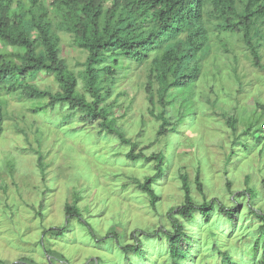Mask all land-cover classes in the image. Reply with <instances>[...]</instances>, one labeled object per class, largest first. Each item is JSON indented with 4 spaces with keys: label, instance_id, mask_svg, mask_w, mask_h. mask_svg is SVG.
Wrapping results in <instances>:
<instances>
[{
    "label": "rangeland",
    "instance_id": "rangeland-1",
    "mask_svg": "<svg viewBox=\"0 0 264 264\" xmlns=\"http://www.w3.org/2000/svg\"><path fill=\"white\" fill-rule=\"evenodd\" d=\"M46 4L52 6L49 1ZM214 33L199 83L176 90L169 98L166 115L180 123L175 134L158 133L161 108L148 101L146 64L136 65L119 56L111 73L103 75L107 79L102 91V105L108 111L105 118L114 119V127L137 144V152L166 155L165 176L154 185L159 196L156 209L138 186L154 174L153 163L128 160L131 146L105 129L100 132L101 119L66 114L68 110L58 105L55 110L45 109L44 99L2 97V261L99 264V258L100 264H170L165 238L143 239L140 253L126 254L122 249L134 244V233L151 236L162 227L170 228L167 214L184 203L179 175L186 173L196 204L221 202L237 212L228 218L215 205L209 221L198 212L196 221L187 224L191 225V249L182 264H224L221 252L230 256L227 264H258L260 256L252 242L260 222L257 214L264 213V71L252 68L240 35ZM261 44L264 54V39ZM60 48L77 78V89L90 100L83 76L86 51L75 43L73 34L60 41ZM17 52L15 46L0 41V62L14 59ZM234 54L236 73L232 71ZM36 84L40 90L60 89L54 76L43 72ZM226 118L236 120L235 132ZM253 122L263 136L259 142L249 126ZM249 131L252 137H239ZM238 137L248 142L247 148L238 143ZM198 173L204 193L196 187ZM247 188L254 189L251 201L244 193ZM66 203L76 204L93 234L77 217H66ZM65 225L62 236L52 233Z\"/></svg>",
    "mask_w": 264,
    "mask_h": 264
},
{
    "label": "trees",
    "instance_id": "trees-1",
    "mask_svg": "<svg viewBox=\"0 0 264 264\" xmlns=\"http://www.w3.org/2000/svg\"><path fill=\"white\" fill-rule=\"evenodd\" d=\"M46 1L52 6H48ZM107 1H110L109 7L105 6ZM214 32L234 37L240 35L252 68L264 71V54L261 52L264 0H0V41L18 49L14 59L0 62V136L3 132L1 99L4 95H17L25 100L44 99L45 109L55 110L58 105L68 110L66 114H84L91 121L101 119L100 132L105 129L131 146L126 154L128 160L153 163L154 174L138 186L148 194L151 207L156 209L159 196L154 185L165 176L166 155L163 151L149 155L137 152V144L114 127V119L105 118L108 111L102 105L105 95L102 91L103 82L107 79L103 75L106 71L111 73L110 69L119 56L136 65L146 64L148 101L155 107L159 103L161 108L157 115L161 120L158 133L175 134L180 123L172 122L166 115L169 98L176 90L199 83L211 55ZM68 34H73L75 43L87 53L83 76L90 100L77 89V78L60 54V41ZM231 60L232 71L236 73L237 55L234 54ZM42 72L54 76L60 89H38L36 81ZM235 76L239 82V76ZM226 119L235 132L236 120ZM256 123L249 124L255 133L260 131ZM244 135L252 137L254 133L245 132L239 137ZM259 136L256 138L258 142L263 138ZM239 137L238 143L247 148L248 142ZM41 169L44 171V166ZM179 178L184 203L168 212L170 228L162 227L151 236L134 233V244L122 249L126 254L142 252V240L155 236L166 239L170 264H182L187 259L191 249V225L187 224L196 221L198 212L209 221L217 204L207 200L196 204L188 175L180 173ZM195 183L197 189L204 193L199 173ZM253 191V188L244 191L250 201L255 197L250 195ZM217 207L228 218L237 212L236 207L228 208L221 202ZM64 211L68 219L77 217L93 234L75 203H66ZM257 217L260 222L255 229L252 249L260 256L258 264H264V213L257 214ZM66 227L51 231L60 237ZM220 254L224 264L231 262L227 253ZM97 261L101 263V259L97 258ZM0 264L6 262L0 259ZM13 264L35 263L21 259Z\"/></svg>",
    "mask_w": 264,
    "mask_h": 264
}]
</instances>
